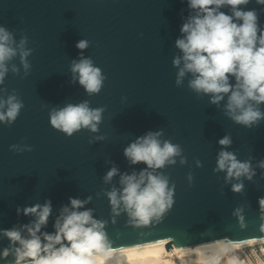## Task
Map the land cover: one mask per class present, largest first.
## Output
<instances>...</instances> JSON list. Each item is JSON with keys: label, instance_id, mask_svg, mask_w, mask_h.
I'll return each mask as SVG.
<instances>
[{"label": "water", "instance_id": "95a60500", "mask_svg": "<svg viewBox=\"0 0 264 264\" xmlns=\"http://www.w3.org/2000/svg\"><path fill=\"white\" fill-rule=\"evenodd\" d=\"M241 8L255 10L264 30V5L250 0ZM221 11L231 15L227 6ZM190 14L187 0H0V26L13 33L17 45L26 35V47L33 49L28 74L17 55L7 62L0 84V99L15 94L24 104L12 125L0 122V253L11 246L3 230L33 220L18 215L17 207L50 200L52 213L41 231L53 232L69 197H91L85 208L106 222L104 230L117 248L164 240L171 250L173 244L264 238V211L258 204L264 197V169L258 167L264 161V120L250 129L235 124L224 114L227 96L219 106L209 103L208 95L197 96L188 88L191 74L182 86L175 85L178 68L172 61L182 55L175 42ZM82 39L89 41L82 55L106 77L93 96L78 80L73 82L70 71L72 61L81 58L75 45ZM85 100L92 108H105L98 132L81 130L67 137L51 127V109ZM259 108L264 112V104ZM160 130L162 141L181 146L187 163L181 165L177 157L175 165L157 170L168 177L169 187L175 186L174 203L159 220L136 225L126 212L113 215L105 193L121 187L119 175L110 183L104 176L113 166L127 174L144 169L143 163L131 165L123 150L147 132ZM225 135L232 138L227 150L251 161L252 180L242 177L226 184V173L213 172L221 150L218 141ZM14 144L33 150L13 152ZM197 159L202 167L196 166ZM238 182L244 188L235 193L231 187ZM12 260L11 255L0 258V264Z\"/></svg>", "mask_w": 264, "mask_h": 264}, {"label": "clouds", "instance_id": "9594fccd", "mask_svg": "<svg viewBox=\"0 0 264 264\" xmlns=\"http://www.w3.org/2000/svg\"><path fill=\"white\" fill-rule=\"evenodd\" d=\"M250 0H187L191 13L182 24V38L175 42L182 55L176 56L172 63L178 68L175 85L182 86L187 74H191L188 88L197 94L210 96L209 103L219 106L227 96L224 114L235 124L252 128L264 120V112L259 105L264 104V30L258 27L255 10H242ZM264 5V0H256ZM231 9V15L221 11L223 7ZM28 37L22 36L16 44L13 33L0 26V84H3L8 71L7 62L19 55L20 63L28 74L31 65L28 57L33 49L26 47ZM15 45V46H14ZM81 50V58L73 60L70 71L73 82L77 81L89 96L99 94L106 77L101 68L94 65L91 58L82 55L89 47V41L82 39L76 43ZM182 64V66H181ZM12 71L19 70L13 66ZM230 78H234L232 83ZM24 107L22 100L12 94L0 99V122L12 125ZM104 107H90L85 100L78 104H67L62 108H53L49 112V122L53 129L67 137L88 130L99 131ZM163 130L149 131L128 144L123 150L124 157L131 165L143 163L146 167L131 174L120 173L115 166L104 176V182L110 183L119 175L120 188L106 192L114 216L126 212L136 225H148L153 219L159 220L173 203L174 185L169 187V179L157 170L166 165L186 164L183 149L170 140H161ZM105 139L104 136L95 137ZM91 142V141H90ZM221 150L217 154L214 173H226V184L241 178L252 180L255 171L250 160L241 161L236 154L227 149L232 144L231 135L219 139ZM10 150L21 153L31 152V145H10ZM196 166L202 167L200 160ZM258 167L264 169V161ZM191 184L193 175L188 174ZM242 182L232 184L231 190L239 193ZM91 197L85 200L69 197V204L60 209L56 217L53 232L41 231L48 224L52 213L50 200L43 204L17 207L19 215L33 217L29 224L20 228L3 230L10 241V247L0 253V258L10 255L14 260L8 264H251L238 254L245 246L259 244L264 250V239L245 241L216 240L194 248L166 249L168 241H156L128 247H113L105 232V223L94 218L93 210L85 208ZM261 211H264V197L258 198ZM84 209V210H81ZM239 209L237 213H239ZM255 264H264V259L256 258Z\"/></svg>", "mask_w": 264, "mask_h": 264}, {"label": "built area", "instance_id": "2783aa9c", "mask_svg": "<svg viewBox=\"0 0 264 264\" xmlns=\"http://www.w3.org/2000/svg\"><path fill=\"white\" fill-rule=\"evenodd\" d=\"M264 238H259L257 240H261ZM260 245H253V246H245L241 250H238V254L241 255L242 259H245L246 262L249 261V258H251V264H255L256 258L259 257L261 259H264V250H260ZM177 264H179V260H176Z\"/></svg>", "mask_w": 264, "mask_h": 264}, {"label": "bare ground", "instance_id": "6f19581e", "mask_svg": "<svg viewBox=\"0 0 264 264\" xmlns=\"http://www.w3.org/2000/svg\"><path fill=\"white\" fill-rule=\"evenodd\" d=\"M219 240H224V239H219ZM257 240V239H256ZM156 241H161V240H156ZM156 241H150V242H156ZM213 241H216V240H210V241H204V242H197V243H191V244H173V246L171 247V250L173 247L175 248H194L198 245H201V244H204V243H208V242H213ZM235 242H239V241H235ZM145 243H149V242H145ZM145 243H141V244H145ZM138 245V244H136ZM130 246H135V245H130ZM124 247H128V246H124ZM170 249H168L167 251H171ZM174 259V264H177V261L178 258H173Z\"/></svg>", "mask_w": 264, "mask_h": 264}]
</instances>
